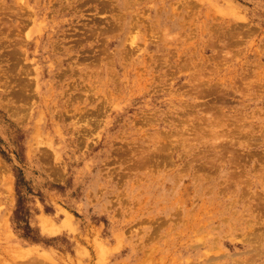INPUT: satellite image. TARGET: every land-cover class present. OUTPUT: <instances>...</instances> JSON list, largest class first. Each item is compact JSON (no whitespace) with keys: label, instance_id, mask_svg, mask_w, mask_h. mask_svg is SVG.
I'll list each match as a JSON object with an SVG mask.
<instances>
[{"label":"rangeland","instance_id":"1","mask_svg":"<svg viewBox=\"0 0 264 264\" xmlns=\"http://www.w3.org/2000/svg\"><path fill=\"white\" fill-rule=\"evenodd\" d=\"M0 264H264V0H0Z\"/></svg>","mask_w":264,"mask_h":264},{"label":"bare ground","instance_id":"2","mask_svg":"<svg viewBox=\"0 0 264 264\" xmlns=\"http://www.w3.org/2000/svg\"><path fill=\"white\" fill-rule=\"evenodd\" d=\"M46 221H48V220H46ZM49 223V222H48ZM46 226V225H45Z\"/></svg>","mask_w":264,"mask_h":264}]
</instances>
